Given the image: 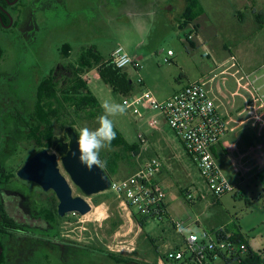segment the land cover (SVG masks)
I'll list each match as a JSON object with an SVG mask.
<instances>
[{"label": "rangeland", "instance_id": "obj_1", "mask_svg": "<svg viewBox=\"0 0 264 264\" xmlns=\"http://www.w3.org/2000/svg\"><path fill=\"white\" fill-rule=\"evenodd\" d=\"M20 1L26 14L33 4L39 5L37 36L34 38L33 33L24 38L22 32L15 31L0 40V78L4 77L10 91L20 99L24 113L32 114V121L25 123L22 117L9 114L2 117L0 112V175L4 172L8 180L1 185L5 193L3 201L9 198L6 210L18 222L25 223L28 233L13 238L0 234L5 261L2 264H163V256L178 248L175 246H185L183 234L169 219H151L141 227L135 213L131 218L126 216L127 211L112 191L85 196L62 163L61 171L68 178L73 194L84 196L92 211L87 215L69 213L61 217L59 201L52 190L45 192L38 184L18 177V169L42 149L38 147L40 138L60 136L69 126L66 120L72 118L68 114L73 109H68L62 120L51 118L52 112L39 103L40 91L51 84L49 74L56 64L76 63L81 49L90 46L96 47L104 60H109L113 51L122 46L141 64L140 73L131 66L126 68L132 81L140 85L138 78L144 77L149 89L161 94L208 77L231 55L237 57L244 69H257L264 64V0H200L201 14L186 27L181 26L188 10L187 0ZM190 33L193 39L188 41ZM65 46L70 48L68 56H63ZM169 50L174 56L168 55ZM167 58L174 62L166 63ZM96 69L88 71V88L100 106L105 101L124 106L122 115L110 119L129 143L142 146L139 133L148 127L150 114L134 115L124 98L95 76ZM54 101L58 106L59 92ZM75 127L78 132L83 127L95 130L99 127L98 117L89 120L82 116ZM193 169L190 179L195 186L179 170L174 174L175 182L169 186L172 213L175 221L183 223L184 234L203 233V227L195 223L197 218L202 224L235 223L243 229L253 251H264L261 181L260 189L251 180L242 187L243 197L236 198L235 192H230L218 202L205 190L198 170ZM131 170L132 165L121 162L114 178L127 177ZM180 186L191 187L197 205L182 194ZM203 194L205 197L199 199ZM116 257L125 261L118 262L114 260ZM218 264L228 263L220 259Z\"/></svg>", "mask_w": 264, "mask_h": 264}, {"label": "built area", "instance_id": "obj_2", "mask_svg": "<svg viewBox=\"0 0 264 264\" xmlns=\"http://www.w3.org/2000/svg\"><path fill=\"white\" fill-rule=\"evenodd\" d=\"M193 39V34L188 35ZM169 56L174 52L169 50ZM205 56H209L205 52ZM111 62L120 69L128 66L139 71L141 64L122 47L116 48ZM174 62L167 58L166 63ZM89 73L83 74L87 81ZM99 76V71H94ZM142 86V77L138 78ZM230 82L232 84H230ZM233 87V89L231 88ZM127 108L136 116L154 112L150 125L160 123L163 116L169 126L182 140L187 153L197 165L199 172L217 201L236 186L224 173L213 148L230 132H237L246 125L252 126L260 141L257 150L264 155V64L254 70H246L235 55L220 62L208 77L189 82L166 100H160L150 89L141 88L139 93L124 97ZM142 143L146 136L139 134ZM163 164L157 157L145 159L137 170L120 179H112L110 191L118 197L124 210L153 220L169 219L183 234L184 248L173 249L167 258L181 264H218L237 259L248 251L246 242H236L233 233L225 227L203 231L201 235L191 232L185 235L183 223L170 217L163 185L156 180L162 173ZM191 203L194 202L188 195ZM189 228V227H188Z\"/></svg>", "mask_w": 264, "mask_h": 264}, {"label": "trees", "instance_id": "obj_3", "mask_svg": "<svg viewBox=\"0 0 264 264\" xmlns=\"http://www.w3.org/2000/svg\"><path fill=\"white\" fill-rule=\"evenodd\" d=\"M187 1L188 10L182 17L185 21L181 27L188 26L194 17L201 14L202 10L200 0ZM188 41L191 40L188 39ZM63 50V56H68L71 53L69 46L63 47ZM71 65L74 71V79L72 80V83L67 86L64 85L63 87L60 86L59 88H57L58 83L52 84L50 89L46 91L42 89L39 97L41 101L44 99L52 101L58 96L59 92L58 106H53L51 103V106L43 107L52 112L51 118L58 120H62L63 116L64 118L66 117V111H68V109H73L72 112L74 114H71V112L68 114L72 118L66 120V124L73 127L79 135L75 125L78 123V120L82 118V116L92 120L93 118L100 117L105 114L96 97L88 88L87 82L83 80L82 75L84 73L97 68L100 78L110 87L114 94L119 95L122 98L132 93L135 90V87L129 72L126 69L116 67L110 59L104 60L96 47H83L80 51L77 62L71 63ZM51 81H53V79H51ZM115 132L116 138L112 141L111 148L101 151V159L106 161V166L103 169L111 177V179H115L114 176L119 173L121 162L132 165V170L130 172L131 175L137 170V163L143 159V155H141L139 151V144L129 143L116 127ZM43 134H45V131H43ZM52 136H42L39 141L40 146L38 147H49ZM36 137L39 138L38 136ZM6 181L8 180L3 172L0 175V193L2 195V199L0 195V234L9 235L11 238L15 236H23L24 233H28V231L24 229L25 223L18 222L16 218L10 214L8 210H6V206L3 201L5 193L1 185H3ZM263 198L264 193L259 196V199ZM134 217L141 227H144L146 222L150 221V218L139 214H134ZM229 226L228 230L233 231V239L236 242L244 241L248 245V242L244 240V237L238 231V225L234 223ZM0 245L3 247L1 242ZM163 259L165 264H181L178 261L169 260L167 255L163 256ZM239 259L240 261L237 262L238 264H264V251L255 252L248 246V251L244 255L239 256ZM114 260L121 262L124 259L116 257ZM233 261H237V259L228 260L227 263L232 264ZM4 262V254L2 253L0 256V264Z\"/></svg>", "mask_w": 264, "mask_h": 264}, {"label": "crops", "instance_id": "obj_4", "mask_svg": "<svg viewBox=\"0 0 264 264\" xmlns=\"http://www.w3.org/2000/svg\"><path fill=\"white\" fill-rule=\"evenodd\" d=\"M138 58L141 59L142 57ZM136 72L140 73V70H136ZM142 79V86L135 84L133 81L135 87L133 93H139L141 88L143 87L149 89L150 85L147 80L144 77H142ZM200 79L202 78H199L198 80ZM184 86L180 85L178 87H172L171 92L167 94H161L159 92L153 93L160 100H166L173 96L177 91L181 90ZM148 113L150 114V117L148 116V127L144 129V132H140L146 136L148 145L147 141L143 145L141 144L142 146L139 145V151L141 155H143L142 160H144V158L149 159L152 157H157L161 160L163 164V169L162 173L156 178V180L164 186V189L166 191V202L168 205L169 214L170 217L174 219V215L172 213L171 205L168 199L170 195L169 186L172 182H175L174 174L177 172V170H179L181 173H184L185 178L187 179L186 181H188L190 185L195 186V182L193 181V179H190V177H193V168H196L206 188L205 190L208 189V193L211 192L207 186L206 181L201 176L197 165L193 162V160L187 153L182 140L177 135V133L169 126L166 119L163 116H159L160 123L159 125L154 127L151 126L149 123L150 118L154 114V112ZM259 141L260 138L256 130L252 126L246 125L243 129L238 130L237 132L228 133L222 139V141L219 144H216L213 148L214 155L218 160L224 173L229 178V180L236 186V189L234 191L236 198L240 195L242 197L244 196V194L241 193L242 187L251 180L257 182L258 189H260V185H258V182L261 181L263 185L260 189L262 190L260 194L264 193V155L257 150V145ZM140 164L138 165L140 166ZM248 188H250V186ZM180 189L184 196L187 197V195H191L194 200L192 204L197 205V199L193 197L191 187L180 186ZM224 196H222L220 199H222ZM204 197V194L200 195L199 199H203ZM125 213L128 218H131V215H133V213L129 211ZM195 223H197L198 226H202L203 231H211L215 230L216 228L225 227L227 231L233 233V231L228 230V228L230 227L229 225H232L229 223L220 225L219 223L204 222L202 224L198 218L195 220ZM238 231L244 237V240L248 242V246L251 247L248 237H246L245 233L243 232V229L239 225ZM179 246L181 245H177L175 247L180 248ZM234 263L236 262L233 261L232 264ZM163 264H165L164 261Z\"/></svg>", "mask_w": 264, "mask_h": 264}, {"label": "water", "instance_id": "obj_5", "mask_svg": "<svg viewBox=\"0 0 264 264\" xmlns=\"http://www.w3.org/2000/svg\"><path fill=\"white\" fill-rule=\"evenodd\" d=\"M66 136L54 141L53 152L42 149L28 158L18 169L21 180L38 184L43 191H53L58 198V215L69 213L87 215L92 211V205L84 196H75L68 178L62 173L60 163L69 174L74 184L85 196L106 192L111 186V177L103 168L93 167L89 170L80 161L78 145L79 135L73 127L66 128ZM2 249H0L1 255Z\"/></svg>", "mask_w": 264, "mask_h": 264}, {"label": "flooded vegetation", "instance_id": "obj_6", "mask_svg": "<svg viewBox=\"0 0 264 264\" xmlns=\"http://www.w3.org/2000/svg\"><path fill=\"white\" fill-rule=\"evenodd\" d=\"M38 8L39 5L36 6L33 4L31 10H29L28 13L26 14L25 11L27 10L24 4L20 0H0V40L1 39L3 40L4 37L9 32H11L10 34H12L15 31L22 32V36L24 38L30 37L34 33V38H35L37 36L36 15L39 11ZM1 44L2 41H0V45ZM49 76L50 79H53V81H51V84L48 86L47 84H44V87L47 86L44 89L45 91L50 89L52 84L59 83L60 86L62 87L64 85L67 86L68 84H71L72 80L74 79V71L70 62L68 63L66 61H61L52 68V71L50 72ZM7 85L8 84L4 80V77H1L0 78V112L2 114V117H4L6 114H9L16 118L22 117L25 123H29L30 121H32L31 118L32 114L28 112L24 113V109L20 99L10 91V88H8ZM39 103H41L40 105L42 106H51V103L53 106H57V103L54 100L48 101V99H44L43 101H41L40 97H39ZM66 128L61 133L60 136L54 134L51 138V145L49 147H43L42 149H48L50 152H53L54 141L61 137H64L65 138L64 140L66 142L69 141V138L66 136ZM8 201L9 198L6 201L4 200V203L6 204ZM0 249L4 250L2 245H0Z\"/></svg>", "mask_w": 264, "mask_h": 264}, {"label": "clouds", "instance_id": "obj_7", "mask_svg": "<svg viewBox=\"0 0 264 264\" xmlns=\"http://www.w3.org/2000/svg\"><path fill=\"white\" fill-rule=\"evenodd\" d=\"M101 107L104 115L98 117L99 127L91 130L83 127L79 130L80 161L89 170L94 166L104 168L106 161L101 159V151L110 149L112 141L116 138L114 122L110 117L122 115L125 108L122 104H111L105 101Z\"/></svg>", "mask_w": 264, "mask_h": 264}, {"label": "bare ground", "instance_id": "obj_8", "mask_svg": "<svg viewBox=\"0 0 264 264\" xmlns=\"http://www.w3.org/2000/svg\"><path fill=\"white\" fill-rule=\"evenodd\" d=\"M99 211H100V209H99ZM96 213H97V212H96ZM97 214H100V213H97ZM97 214H96V215H97ZM99 216H100V215H99Z\"/></svg>", "mask_w": 264, "mask_h": 264}]
</instances>
